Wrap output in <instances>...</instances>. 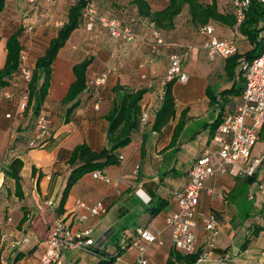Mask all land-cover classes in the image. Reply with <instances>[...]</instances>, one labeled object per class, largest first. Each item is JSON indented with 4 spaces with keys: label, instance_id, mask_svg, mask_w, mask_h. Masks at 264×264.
I'll return each instance as SVG.
<instances>
[{
    "label": "crops",
    "instance_id": "crops-1",
    "mask_svg": "<svg viewBox=\"0 0 264 264\" xmlns=\"http://www.w3.org/2000/svg\"><path fill=\"white\" fill-rule=\"evenodd\" d=\"M11 1L19 6L24 0ZM143 1L151 12L162 11L168 5V0ZM199 1L210 4L212 0ZM215 1L221 14H234L226 0ZM72 3L57 0L46 17L49 15L50 21L57 16L65 18L66 8ZM90 4L99 16L118 20L122 29L130 31L131 39L113 37L98 23L89 28L85 21L71 33L52 65L41 111L51 125L41 147L30 145L36 134V119L20 109L24 83L15 77L8 87L0 89V264H14L18 253L27 256L16 264H39L51 224L57 218L74 232L88 230V238L93 241L87 249L64 250L61 264H98L112 257L115 259L111 264H138L137 247L126 244L135 242L140 229L158 234L153 243L141 244L146 247L143 258L147 264H166L175 251L166 226L167 218L177 208L174 194L186 185L194 161L213 148V127L242 105L245 80L241 61L256 47L236 25L212 21L206 25L212 28L211 35L202 34L184 8L171 30L160 31L140 14L133 0H90ZM28 5L37 14L45 4L35 0ZM9 34L1 36L0 69ZM27 37L28 44L23 43L24 36L21 38L22 66L32 70L51 38L41 48L34 43L41 33H27ZM210 37L234 38L236 54L211 60L202 48ZM172 55L181 56V70L187 80L174 81V118L154 132V114L162 103L161 80ZM86 59L90 60L86 88L65 123L71 106L62 100L74 81L72 69ZM104 74L105 82L94 85V80ZM138 90L143 91L140 112L149 114L150 123L139 125L130 143L117 151V164L100 171L107 181L88 173L74 184L62 215L57 217L54 211L70 172L73 149L84 144L93 152L107 150L106 116L119 104L120 96ZM262 156L264 133L258 136L249 161ZM15 158L22 162L19 197L14 181L3 173ZM254 174L256 179L246 193L242 182L227 175H214L205 181L198 211L215 216L218 234L212 242L197 218L192 232L201 255L196 264H264V162ZM80 202L89 207L102 203L105 213L78 224L75 217L83 214Z\"/></svg>",
    "mask_w": 264,
    "mask_h": 264
},
{
    "label": "built area",
    "instance_id": "built-area-1",
    "mask_svg": "<svg viewBox=\"0 0 264 264\" xmlns=\"http://www.w3.org/2000/svg\"><path fill=\"white\" fill-rule=\"evenodd\" d=\"M57 0H42L45 5L51 6ZM75 2V0H70ZM264 3V0H258ZM34 3L35 0H28ZM234 9L236 27L244 19V10L247 8L248 0H226ZM82 20L90 28L94 23L106 27L113 37H121L126 40L131 39V33L127 29H122L118 20L110 19L106 16H99L90 0L82 13ZM62 25V23H61ZM31 28L25 30L29 33ZM202 34L211 35L212 28L204 26L200 28ZM157 33V32H156ZM257 41L261 45L260 54L251 61L242 60L241 70L245 80L242 93V105L236 113L227 116L217 127L213 137L211 150L205 151L197 158L188 170V181L186 185L174 194L176 199V211L167 218L166 226L170 230L171 242L174 250L182 254H194L197 251V238L192 229L197 225V218L204 230L209 234L212 242L216 239L218 231L217 220L212 214H200L198 204L200 194L204 189L205 181L214 175H227L231 178L252 177L262 162L261 158L249 161L251 151L257 142L259 128L264 124V31L257 35ZM202 48L207 51L208 57L212 60L216 56L230 57L237 51L236 40L217 39L210 37ZM190 50L195 48L190 47ZM182 58L179 55H172L169 58V66L165 76L161 80L164 87L176 80L185 82L187 76L181 70ZM22 81L27 84L31 79V70L22 67L20 71ZM106 75L94 80V85H101L105 82ZM163 95V92H162ZM26 104V96L23 99L20 109L23 110ZM140 126L145 127L150 123V116L142 111L139 118ZM51 120L45 114H40L36 119V134L30 145L38 146L49 131ZM121 159V157H120ZM94 179L107 181L100 171L92 172ZM207 193H212L207 190ZM79 208L83 214L75 217V222L81 224L89 217L101 216L105 213L102 203H97L92 207L79 203ZM88 230L74 232L66 226L61 219H54L50 232L45 240L44 252L39 259V264H61V255L64 250H82L93 246V241L88 238ZM158 234H152L148 230L140 229L137 239L132 246H136L139 251L138 264H147L143 258L145 246L142 243L151 244L157 239ZM125 247H122L124 249Z\"/></svg>",
    "mask_w": 264,
    "mask_h": 264
},
{
    "label": "trees",
    "instance_id": "trees-1",
    "mask_svg": "<svg viewBox=\"0 0 264 264\" xmlns=\"http://www.w3.org/2000/svg\"><path fill=\"white\" fill-rule=\"evenodd\" d=\"M8 0H0V15L4 12ZM138 7L140 14L147 17L153 24L156 30L169 31L174 27L175 18L187 8L191 23L196 27H204L208 23L220 22L228 23L229 25H236L235 14L223 15L217 9L215 0L210 4H203L199 0H168V5L165 9L158 12H151L143 0H133ZM89 0H75L68 8H66L65 18H61L62 25L57 29L56 35L51 38L44 49L43 53L35 60L34 68L31 70V79L25 84L22 81L20 74L22 65L21 53L23 50L22 34L23 28L17 27L10 32L5 39V62L0 69V89L8 87L10 82L15 77H19L24 83V92L26 96V104L23 108V113H31V117L37 119L41 114L42 106L45 102L47 90L50 85L52 65L57 57L59 50L65 45L71 33L82 24V13ZM240 33L246 35L255 47L253 54H249L245 60L251 61L256 58L261 52V45L257 41V35L264 31V3L258 0H248L247 8L244 10V19L238 26ZM2 38L0 36V42ZM236 54V53H235ZM90 64V60L86 59L73 66L74 81L70 85L68 92L62 103L64 105L70 104L67 110L64 122L70 120V115L76 109L78 96L86 88V71ZM241 73L243 71L241 70ZM174 82L168 83L163 89L162 103L160 108L155 112L151 130L159 132L163 129L175 115V102L172 94V87ZM143 96V91L124 93L119 98V104L112 108L106 116L108 122L107 141L108 149L101 152H93L86 145L76 146L69 160L71 166L69 175L67 177L65 186L62 190L57 208L54 213L57 217L62 215L63 207L66 203L68 194L71 188L84 175L94 171H102L103 169L118 163V150L127 146L132 138V133L139 128L140 125V101ZM217 124L213 127L215 133ZM262 128L261 132L260 129ZM258 131V136L264 133V124ZM35 136V135H34ZM257 136V137H258ZM34 138V137H33ZM44 140L40 141L38 147L44 144ZM258 140V138H257ZM22 169V162L15 158L11 159L4 167V176L14 181L15 193L19 197V183L21 181L20 171ZM237 182L244 184L245 193L248 186L255 181L256 175L247 178H235ZM248 241H246L247 243ZM132 243H127L129 246ZM246 244H244L245 246ZM200 253L188 255L177 253L173 251L166 264H196L200 259ZM27 254L18 253L14 259V264L23 259ZM111 259L100 262L98 264H111L114 261Z\"/></svg>",
    "mask_w": 264,
    "mask_h": 264
},
{
    "label": "rangeland",
    "instance_id": "rangeland-1",
    "mask_svg": "<svg viewBox=\"0 0 264 264\" xmlns=\"http://www.w3.org/2000/svg\"><path fill=\"white\" fill-rule=\"evenodd\" d=\"M26 1H21L19 6H17L14 1L10 0L7 2L4 12L0 15V36L4 37L7 33L20 26L23 28V43L28 44V37L25 30L31 28L29 34L35 32L41 33L39 41L34 43L43 48V43L55 35L57 29L61 26V17L57 16L50 21L48 18L49 15L46 17V14L48 11L50 12L52 10V6L48 5L40 7L38 13L33 14ZM261 130L262 128L259 132H261Z\"/></svg>",
    "mask_w": 264,
    "mask_h": 264
}]
</instances>
